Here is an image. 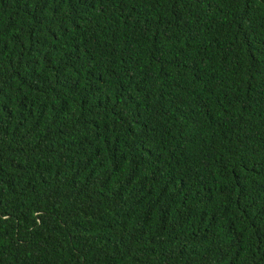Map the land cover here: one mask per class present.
I'll list each match as a JSON object with an SVG mask.
<instances>
[{
    "label": "trees",
    "instance_id": "obj_1",
    "mask_svg": "<svg viewBox=\"0 0 264 264\" xmlns=\"http://www.w3.org/2000/svg\"><path fill=\"white\" fill-rule=\"evenodd\" d=\"M0 264H264V0H0Z\"/></svg>",
    "mask_w": 264,
    "mask_h": 264
}]
</instances>
